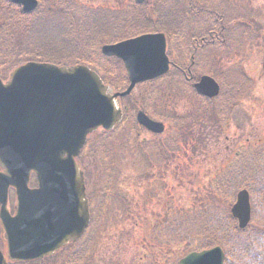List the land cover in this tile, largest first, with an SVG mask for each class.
<instances>
[{
    "label": "rangeland",
    "instance_id": "obj_1",
    "mask_svg": "<svg viewBox=\"0 0 264 264\" xmlns=\"http://www.w3.org/2000/svg\"><path fill=\"white\" fill-rule=\"evenodd\" d=\"M72 1L82 11L85 8L84 10L88 11L111 13L118 20L119 27H124L123 35L127 38L136 37L143 32H154L157 29L151 28V25H156L150 23L154 17L145 18L147 14L145 9H149L154 0L153 2L144 0L142 5L136 4L137 0ZM200 1L204 5L206 2L209 7L219 8L217 4L222 0ZM223 1L229 4L228 7L224 2L220 4L221 6L225 4L227 8L223 27L226 28L227 25L230 29L223 35L224 46L221 49L199 44L198 51L194 50L192 41L196 37L206 36L214 27L219 31L220 24L212 18L214 15H209L210 19L207 20H204L202 15L198 18L203 20L198 18L190 20L193 15L189 13L186 1L179 3L176 9L182 13L188 23L185 22L182 27L177 23L166 24V27L171 30L180 27L181 33L178 36L180 41L178 49H174L179 56L174 58L171 56L168 42L167 53L170 60L177 67L183 68L181 71L185 72L189 65H193L192 55L194 54L195 64L192 66L194 78L210 75L223 87H227L224 88V95L214 101L218 109L220 108L219 114L222 111V114L226 116L223 124L213 119L212 110H210L213 105L209 102L204 103L192 89V85L186 82L180 73H175L177 72L175 69L174 75L168 80L134 87V93L127 95L130 98L118 97L119 108L131 106L134 109L130 110L133 121L129 124V132H118L115 127L111 137H104V129L101 128L86 138L87 150L83 156L79 153L76 157L82 171L89 172L86 174L88 196L93 190L103 194L104 191L101 190L105 187V172L111 173L110 181L114 183V192L111 195L109 213L104 218L103 227L95 229L92 239L83 245V250L78 255L76 253L74 258L69 257L72 260H68L65 256V264H178L184 254L187 255L195 249L190 248L189 237L178 233H174L175 235L164 242L160 241L162 236L159 235L157 228L159 219L174 215L171 222L177 223L191 213L187 224L189 232L193 234L195 231L199 232L196 229L197 226L204 228L212 216L221 222L227 221L229 215L232 216L231 209L236 203L240 190L234 192L230 189L226 197H217L215 194H210V190L207 194L203 183L211 188V179L222 172L233 175L243 164L239 174L243 171L242 169L249 167L252 169L250 173L256 174L257 172L254 171L257 158L264 155V0ZM45 4L49 6V0H45ZM155 9L158 16V5ZM222 10L224 11V8L218 11L216 18L218 15L219 17L223 15ZM206 12L209 10L207 9ZM203 14L207 15V13ZM154 20L156 21V17ZM134 22H138L137 26ZM104 43L99 46L100 51L94 61L97 60L100 66L106 67L108 77L119 84H125V88L129 85L127 73L124 72V67L120 66L119 60L113 58L107 60L102 56L101 47ZM14 69H16L14 64H6L2 67L3 74L0 73V76L6 81L8 74ZM238 89L240 92L236 98H233ZM158 91L161 92V101H158ZM152 93H157V96ZM228 98H230L229 101H227ZM140 110L152 120L164 122L166 127L174 125V119L190 126L194 138L193 140L191 138L188 144L189 158L185 160L180 153L181 158L175 161L174 174L162 176L157 170L145 168L143 162L146 161L137 157L139 151L135 144H153L152 146L158 144V135L151 134L136 122V114ZM166 132L161 135L164 140L171 139L175 134L172 128ZM238 152L246 154L245 160L236 169L233 168L230 171L231 163L235 162V155ZM250 163H253L252 166ZM260 166L261 164L257 168L260 169ZM262 176L261 174V179H263ZM225 184L226 186L230 184L229 179L225 181ZM263 185L259 184L258 187ZM255 189L254 196L251 190H248L251 194L252 208L254 206L257 208V220L254 222L253 215L248 234L257 232L256 237L251 235L249 239L264 241V208L259 207L262 203L264 204V192L258 191L257 186ZM228 198L233 201L232 204L227 200ZM15 205L16 196L11 191L8 209L12 211V214ZM167 208H170L169 213ZM234 227L238 229L236 219ZM226 234L236 235L230 230H227ZM236 237L246 239L244 235L237 234ZM209 239H215L218 244L223 245L215 234L213 238L209 236ZM207 245L205 249L217 246L210 242ZM6 248L0 229V249L6 253ZM255 251H260L259 259L262 260L264 251L252 250L253 253ZM6 258L10 264H26L13 263L7 256ZM56 260L55 257L42 263L33 262L32 264H55Z\"/></svg>",
    "mask_w": 264,
    "mask_h": 264
},
{
    "label": "water",
    "instance_id": "obj_2",
    "mask_svg": "<svg viewBox=\"0 0 264 264\" xmlns=\"http://www.w3.org/2000/svg\"><path fill=\"white\" fill-rule=\"evenodd\" d=\"M32 13L36 0H8ZM143 3V0H138ZM103 54L124 62L131 86L112 95L96 73L84 66L60 67L28 63L17 68L5 85L0 80V218L9 257L30 261L50 256L77 240L89 224L82 172L75 162L88 135L100 127L110 131L122 119L116 98L136 84L164 76L170 69L166 39L144 35L104 46ZM264 70V62H263ZM199 94L215 98L220 86L209 76L195 85ZM140 125L161 134L163 123L138 115ZM38 174L40 189L29 190V176ZM17 190V214L7 210L8 191ZM232 215L245 229L251 221L250 194H238ZM220 247L192 253L180 264H224ZM0 264H6L0 252Z\"/></svg>",
    "mask_w": 264,
    "mask_h": 264
},
{
    "label": "trees",
    "instance_id": "obj_3",
    "mask_svg": "<svg viewBox=\"0 0 264 264\" xmlns=\"http://www.w3.org/2000/svg\"><path fill=\"white\" fill-rule=\"evenodd\" d=\"M49 3L50 5L46 6L45 0H41L40 8L35 13L28 16L24 15L19 9L8 5L5 0H0L1 68L6 64H14V66H17L29 61L50 62L66 66L73 64L97 65L99 61L94 60L96 59L95 56L100 51L99 46L102 43H115L128 39L127 37H124L125 35H123L125 34L123 33L124 27H119L117 22L118 20L109 12L88 11L84 10L85 8H83L82 11L79 10L78 6L76 7L72 0H49ZM157 5L158 16H156L157 9H155ZM77 10L79 11L78 14ZM145 10L148 14L145 15V18L148 16H152V18L156 17V21L154 18L153 21H150V23L156 24H150L151 28H157L155 31L163 32L167 34L169 38L171 35H180L181 33L179 32V28L182 27L185 22L186 24L188 23L182 13L175 9L173 3L168 2V0H159L157 2L154 0L153 5H151L149 9ZM192 12H194V9L189 7V13L191 14ZM131 14L133 16V13ZM152 14H154V16ZM213 15L215 22H219L220 24V30L217 31L214 27L206 34V36H203L205 41L199 43L209 45V48L218 47L221 49L224 46L223 35L226 33L225 30H228V26L226 25V28L223 27L225 15L220 17L218 15V18L215 17V14ZM167 23H177L180 27L171 30L166 27ZM137 24L138 22H134V25L137 26ZM131 37L133 36H130V38ZM200 40L194 39V41H192L191 44L193 48L197 46V43ZM120 66L122 67L121 63ZM186 74L188 73L184 74L182 72L181 77L184 78ZM173 75L174 72L172 71L166 77L156 82L168 80ZM224 88L221 96L224 95ZM239 92L240 89L235 92L233 98H236ZM160 93L161 92L158 91V101L162 100ZM156 94L157 93H154L155 96H157ZM169 94L170 93H168V96L171 98ZM229 100L230 98L227 99V101ZM209 103L213 105V119L222 123V111L219 114V109L214 101ZM132 121L133 120H131V122ZM173 121L174 125H169L167 127V131L171 128L174 130L175 134L171 137V139L167 138V136V139L164 140L161 136H158V144L154 146H152L153 144L134 145L137 146V150L139 151L137 157L146 161L143 162L145 163L144 167L151 168L152 171L157 170L162 176L169 173L174 174L176 171L175 161L181 158L179 156L180 153H182V158L188 160L190 153L188 144L190 139L192 138L193 140L194 138L189 125L184 122L181 124L177 121V119H174ZM125 129L123 130L124 132H129V125L126 126ZM111 136L112 134L109 135V137ZM151 153L154 155H150ZM193 155L194 154L192 153L191 156ZM245 156L246 154L242 153L240 158H237L238 161H233L231 163V167L229 168L230 171L233 168L236 169L237 166L243 163ZM236 157L237 156H235V158ZM257 159V166L260 164L261 166L260 169L256 166L254 171L257 172L256 174L250 173L252 171L251 167L242 169L243 171L239 174L238 172L244 164L240 165L238 167L239 169H237L233 175L228 174V172H222L211 179V188H208L203 183L204 188L207 189V194L210 190V194H215L217 197H226L230 189L234 192L247 189L249 191L251 190L254 196L256 186L259 188L258 191L261 190L264 192V155L258 156ZM250 164L252 166L253 163ZM151 165L153 167H151ZM261 174L263 175V179H261ZM228 179L230 184L226 186L225 181H228ZM256 179L257 181L255 183ZM259 184L263 185V187H258ZM227 200L230 201L231 204L233 203L231 199L228 198ZM259 207L263 209L264 204L262 203ZM170 208H167V212ZM201 210H203V208ZM256 212L257 208L254 206V222L257 220ZM173 216L166 217L165 219H159L157 228L159 235L162 236L160 241L164 242L169 237L175 235L174 233H178L179 235L189 237L188 241L190 242V248L199 251L205 249V246L207 248V244L209 242L214 246L221 244H218L215 239H209V236L213 238L215 234L220 238V241H222L223 245L221 244V246H223L226 251V264H264V258L262 260L259 259L260 251H255V253L252 252L254 249L264 251V241L263 239H249V236L255 235L256 237L257 235V232L248 234V230L251 225L245 230H240L239 228H233L235 219L231 215H229L227 221L222 222L212 216V219H209L208 217L209 222L204 228L202 226H197L196 229L199 232L196 233L195 231V233L191 234L188 230L187 224L189 221L188 217L191 216V213H188L185 219H180L181 221L177 223L171 222L173 221L171 220ZM227 230L232 232L234 231L236 235L226 234ZM237 234L244 235V238L246 239L236 237Z\"/></svg>",
    "mask_w": 264,
    "mask_h": 264
},
{
    "label": "flooded vegetation",
    "instance_id": "obj_4",
    "mask_svg": "<svg viewBox=\"0 0 264 264\" xmlns=\"http://www.w3.org/2000/svg\"><path fill=\"white\" fill-rule=\"evenodd\" d=\"M180 3V2H179ZM206 3V2H205ZM176 5L178 4L175 3ZM187 5H189V7H191L192 9H194V12H192L191 14L192 15H198L200 16L201 14H199L201 11L205 10V5L203 3H201L200 0H188V3ZM203 41H205V39H203ZM4 81V80H3ZM4 82H7V81H4ZM86 174H89V172H82V176H83V182H84V186H85V200L87 201L88 205H89V209H90V215L92 216V211H93V205H92V202L94 199H98V197L101 195V196H105L106 194L109 195L108 193V190H106L105 188H103L101 191H104L103 194H100V193H96L94 192V190L89 194H87V189H86ZM40 187V184H39V181H38V175L36 173H32L29 177V183H28V189L29 190H37L39 189ZM13 191L15 193V196H16V205L14 207V211H13V214H12V211L10 210V213L12 216H14L16 214L15 210L17 208V204H18V199H17V195H16V190L15 189H10L9 190V194L10 192ZM8 204H9V195H8ZM0 229H1V237H2V240L4 242V246H6L8 248V243L6 242V240H4V237H5V232H4V228H3V225L1 224L0 226ZM80 242L79 241H76L72 244H70L69 246H65L63 248H61L60 250H58L57 252H55L54 254L50 255V256H47L46 258H43L42 260H38V261H31V262H27L26 264H32L33 262L34 263H42L46 260H50L52 258H57V260L59 261L60 264H65V256L66 254H68V251L70 252H77L78 250H80V248H82V239H92V237H89V236H82L79 238ZM88 242V241H87ZM86 242V243H87ZM79 243H81V245H79ZM6 248V249H7ZM1 250V249H0ZM2 251V250H1ZM82 251V250H80ZM80 251L78 252V254L80 253ZM3 252V251H2ZM6 253H7V250H6ZM6 253L3 252L4 255H6ZM57 260L55 261V264H57Z\"/></svg>",
    "mask_w": 264,
    "mask_h": 264
},
{
    "label": "bare ground",
    "instance_id": "obj_5",
    "mask_svg": "<svg viewBox=\"0 0 264 264\" xmlns=\"http://www.w3.org/2000/svg\"><path fill=\"white\" fill-rule=\"evenodd\" d=\"M1 69H2V68L0 67V73H2V74H3V71H1Z\"/></svg>",
    "mask_w": 264,
    "mask_h": 264
}]
</instances>
